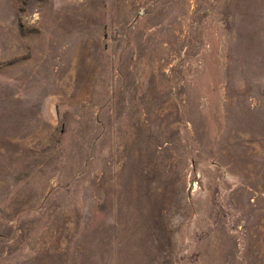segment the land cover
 Listing matches in <instances>:
<instances>
[{
    "label": "rangeland",
    "instance_id": "374dc122",
    "mask_svg": "<svg viewBox=\"0 0 264 264\" xmlns=\"http://www.w3.org/2000/svg\"><path fill=\"white\" fill-rule=\"evenodd\" d=\"M0 264H264V0H0Z\"/></svg>",
    "mask_w": 264,
    "mask_h": 264
}]
</instances>
